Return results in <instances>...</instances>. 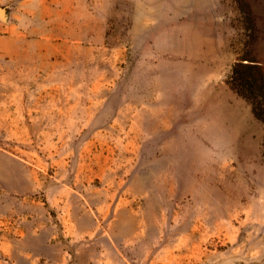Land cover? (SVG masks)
Returning <instances> with one entry per match:
<instances>
[{
    "label": "rangeland",
    "instance_id": "374dc122",
    "mask_svg": "<svg viewBox=\"0 0 264 264\" xmlns=\"http://www.w3.org/2000/svg\"><path fill=\"white\" fill-rule=\"evenodd\" d=\"M0 0V264H264V0Z\"/></svg>",
    "mask_w": 264,
    "mask_h": 264
},
{
    "label": "trees",
    "instance_id": "16d2710c",
    "mask_svg": "<svg viewBox=\"0 0 264 264\" xmlns=\"http://www.w3.org/2000/svg\"><path fill=\"white\" fill-rule=\"evenodd\" d=\"M243 18L255 32L256 22L248 0H234ZM227 84L238 96L246 99L253 116L264 125V70L252 56L242 55L232 63Z\"/></svg>",
    "mask_w": 264,
    "mask_h": 264
},
{
    "label": "water",
    "instance_id": "95a60500",
    "mask_svg": "<svg viewBox=\"0 0 264 264\" xmlns=\"http://www.w3.org/2000/svg\"><path fill=\"white\" fill-rule=\"evenodd\" d=\"M0 16H2V10H0Z\"/></svg>",
    "mask_w": 264,
    "mask_h": 264
}]
</instances>
